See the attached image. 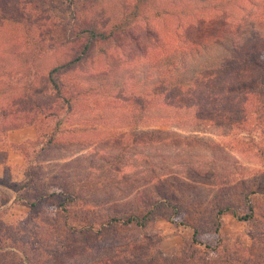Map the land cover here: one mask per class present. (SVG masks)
Returning <instances> with one entry per match:
<instances>
[{
  "label": "trees",
  "instance_id": "1",
  "mask_svg": "<svg viewBox=\"0 0 264 264\" xmlns=\"http://www.w3.org/2000/svg\"><path fill=\"white\" fill-rule=\"evenodd\" d=\"M47 1L0 0L1 132L38 125L58 117L60 110H65L67 116L75 109L74 100L89 95L92 89H103L111 84V79H115L112 88L126 89L123 95L130 97V106L115 111L128 124L216 116L226 123L229 114L264 112V0H56L55 8L70 13L67 30L81 42L49 65L45 58L50 44L43 36L50 29L53 16L50 12L48 17L45 15L49 9L43 4ZM194 30L195 35L191 34ZM110 41L112 46L129 52L136 46L141 54L128 57L136 60L135 64L126 65L119 72L115 69L117 73L112 76L91 73L78 78L77 85L72 86L68 74L85 65L95 48L108 53L99 44ZM144 52L150 61L144 59ZM126 55L127 52L122 53ZM91 81L98 85H89ZM62 120L59 118L55 124L56 130L50 133L42 151L63 138L65 128H59ZM131 135L128 144L136 147L142 143L164 146L167 141L157 130ZM209 151L211 155L212 150ZM159 167L161 172L154 170L151 178V190L136 194L131 200L134 206L127 212H120L118 202L106 205L105 210L87 208L95 204L89 193L69 184L55 186L59 190L49 192L40 184L43 175L30 172L27 182L15 190L16 197L22 198L23 191L34 188L36 199L27 201L32 209L45 203L46 198L53 200L69 232L95 233L98 237L106 231L116 233L120 228H146L158 211L168 209L170 219L189 213L170 188L181 190L184 180L195 179L211 183L219 191L215 193V215L208 227L218 235V244L225 243V215L232 214L247 223L255 220L256 203L249 188L242 185L248 209L242 215L231 203L217 200L225 186L241 180L234 170H221L215 162L189 164L188 172L181 166L174 172L163 165ZM6 226L0 221V264H37L48 258V253H57L44 246L41 254L38 243L49 244V234L36 232L32 241L28 234ZM191 227V244L196 248L204 245L205 228L199 224ZM250 236L256 242H264V229L250 232ZM135 242L120 240L108 247L109 254L81 264H171L158 251L140 255ZM104 248L92 250L100 253ZM180 264L197 263L186 258Z\"/></svg>",
  "mask_w": 264,
  "mask_h": 264
},
{
  "label": "rangeland",
  "instance_id": "2",
  "mask_svg": "<svg viewBox=\"0 0 264 264\" xmlns=\"http://www.w3.org/2000/svg\"><path fill=\"white\" fill-rule=\"evenodd\" d=\"M55 4L56 0L43 4L49 9L45 10L46 17L49 12L53 16L51 27L43 36L50 44L46 65L81 42L71 30H67L70 13L59 11ZM113 44L112 41L101 42L99 45L108 53H101L97 47L85 65L70 72L71 85L76 86L78 78L91 73L112 76L117 73L115 69L119 72L126 65L135 64L136 60L131 61L128 57L133 53L141 54L136 46H132L129 52ZM123 52L127 55L122 56ZM144 55V59L150 61L147 52ZM124 61L127 62L125 66ZM114 80L111 79V84ZM83 82L82 85L85 84ZM88 84L98 85L92 81ZM111 84H106L103 89L101 86L100 89H92L89 95L79 96L74 100L75 109L67 116L65 110H60L58 117H50L38 125H26L22 131H0V159L4 161L6 170L4 179L0 180V221L8 228L14 227V231L28 234L32 241L36 232L51 236L49 244L38 245L40 249L45 246L57 253H48V258L37 264L89 263L109 254L111 250L108 247L120 240L136 241L140 255L158 251L171 264L183 263L186 258L197 264H264V242H256L250 236V232L264 229V112L229 114L226 123L216 116L128 124L115 111L130 106V97L123 95L126 89H114ZM59 118L63 119L59 128H65L63 138L59 139V144L42 151L50 133L56 130ZM151 130H157L166 138L164 146L142 143L136 147L128 144L133 132ZM209 150H212L211 155H208ZM213 162L221 170L227 167L234 170L241 179L225 186L217 200L231 203L241 212L240 215L248 212L243 200V185L244 189L253 191L251 197L257 209L256 218L250 223L232 214L224 216L223 245L218 244V235L208 229L215 215V193L219 192L208 182L187 179L181 190L170 188L180 201L183 200V208L189 213L182 212L170 219L168 209L158 211L160 213L146 228H120L116 233L106 231L98 237L95 233L69 232L53 200L46 198L45 203L32 209L27 201L36 199L34 188L23 191L22 198L16 197L15 191L27 182L29 172L42 174L40 184L49 192L69 184L93 197L91 201L95 204L91 203L87 208L105 210L106 205L118 202L120 212H127L134 206L131 200L136 194L151 190V178L157 170L161 172L159 166L163 165L171 172L180 166L181 170L186 167L185 172H188L189 164L198 166L199 163L209 165ZM189 224L205 228L202 236L204 245L196 248L191 244L193 230ZM24 227L26 230H22ZM30 246L34 245L30 243ZM99 247L106 248L100 253L94 252ZM43 252L42 249L41 254Z\"/></svg>",
  "mask_w": 264,
  "mask_h": 264
},
{
  "label": "crops",
  "instance_id": "3",
  "mask_svg": "<svg viewBox=\"0 0 264 264\" xmlns=\"http://www.w3.org/2000/svg\"><path fill=\"white\" fill-rule=\"evenodd\" d=\"M22 130H24V128H20V129H16V130H12V131H10V132H16V131H22ZM5 165H4V161H2L1 159H0V180H3L4 178V175L6 174L5 173Z\"/></svg>",
  "mask_w": 264,
  "mask_h": 264
}]
</instances>
